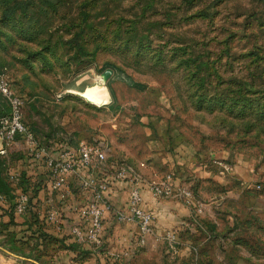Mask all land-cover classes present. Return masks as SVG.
Wrapping results in <instances>:
<instances>
[{
	"label": "rangeland",
	"instance_id": "374dc122",
	"mask_svg": "<svg viewBox=\"0 0 264 264\" xmlns=\"http://www.w3.org/2000/svg\"><path fill=\"white\" fill-rule=\"evenodd\" d=\"M0 75L51 151L102 142L111 172L149 164L153 176L174 170L157 155L188 156L202 233L184 252L165 240L127 264H264V0H0ZM0 160L5 179L10 168L34 183L20 137ZM3 233L0 264H30Z\"/></svg>",
	"mask_w": 264,
	"mask_h": 264
},
{
	"label": "crops",
	"instance_id": "0c3cea01",
	"mask_svg": "<svg viewBox=\"0 0 264 264\" xmlns=\"http://www.w3.org/2000/svg\"><path fill=\"white\" fill-rule=\"evenodd\" d=\"M171 152L159 154L156 157H163L164 161L169 160L170 167H173L174 170H169L165 173L160 170L159 175H148L153 168L148 164V167H144L139 173H137L136 184L141 187L143 206L149 208L153 212V232L146 236V242L143 246L135 247L134 244V237L138 233L136 221H119L115 217V212L117 210L125 208L129 200V190L132 183L127 180L109 179V171L111 172L113 167L106 168V164H102L95 165L90 168L91 175L94 176L97 182H101L102 180L106 182L103 188V194L107 204L103 213L102 236L104 237V242L102 246L98 248V251L82 256L78 253V247L76 245H73L71 248H67L59 240L46 239L43 247L52 245L56 248L52 249L50 253L46 251L43 256L12 257L17 261H26L30 264H127V260L130 258L129 256L136 255L137 252L142 250L144 246L163 245L166 240L165 233L171 230L176 231L178 240L181 244L180 251L184 252V248L188 247L186 244H190L191 241H193L192 236L202 233V229L200 227L201 225L197 223V220L203 215H201L200 212H197L192 205L186 203L177 192L178 188L181 187L191 189V181H189L190 178L186 175L187 169L190 166V160H187L189 159L188 156L182 152H172V154ZM223 165L226 170H229V172L233 170L232 164L224 162ZM31 167L35 174V177L33 176L32 178L34 183L42 178L44 181L46 175L48 176V168L44 165L38 163L37 165H31ZM154 169L156 168L154 167ZM82 173L83 172H81V175ZM167 174H170L168 182L173 186L174 193L169 196L154 195L147 187V184L149 182H158ZM240 174L244 179H246L243 173ZM30 181L31 180L29 179V182ZM69 185L71 191L63 199L59 198L57 193L54 194V191L52 190H48L47 188L40 189L39 200L33 210L34 213L37 211L40 212L34 214L35 218L36 215H38V218H41L43 216L42 211H44L43 207H49L50 205V207H55L54 200L59 202L58 208H55L59 213V217L61 216L59 219L60 225L57 227H51L50 224L42 226L45 231L54 235H64L69 233L70 224L79 221V214L77 211L78 208L82 206L90 196L89 191L80 186L79 176L70 178ZM198 197H200V195H198ZM3 205L8 207V201ZM28 213L29 212L26 211L24 214L26 215V218L30 220L35 219L29 218L27 216ZM9 221L10 218L8 214H3L2 218L0 217V222L4 223V227H7L2 231L4 232L3 236H6V233L9 234V232L13 235L11 232L12 229L18 230L22 226L26 227L29 225L28 221H26L23 225L14 224ZM34 225L35 224L33 223L31 228H34ZM0 234L2 235V233ZM10 234L8 236L12 237ZM35 240V238H29L28 243L21 241L22 243H20V245L22 250H24L23 246H30V249L33 251H38L31 245ZM13 241L14 243H19L18 241L20 240L14 238ZM39 246L40 245L38 244V247ZM12 254L16 255L20 253H18L17 250H12ZM49 254L53 256H45Z\"/></svg>",
	"mask_w": 264,
	"mask_h": 264
},
{
	"label": "built area",
	"instance_id": "2783aa9c",
	"mask_svg": "<svg viewBox=\"0 0 264 264\" xmlns=\"http://www.w3.org/2000/svg\"><path fill=\"white\" fill-rule=\"evenodd\" d=\"M0 95L7 104V109L0 114V155H5L8 148L15 143L17 137L24 142L25 151L29 159L48 168L50 188L59 198H65L70 190L69 179L80 177V186L86 188L90 196L78 208L79 221L73 222L69 227V234L77 242L84 245L97 246L102 241L103 213L107 206L103 194L105 181L97 182L91 175L90 168L95 165H104L107 158V149L102 142H81L77 149L70 148L67 144H58L57 150L51 151L49 147L41 144L33 131L27 126L22 117L23 98L15 92L10 82L0 75ZM6 166V162H5ZM81 172L82 175H81ZM21 172L6 169V180L13 188L15 194L13 209L16 214H21L26 209L28 193L19 185ZM110 179L127 180L131 182L129 200L125 208L115 212L119 221L134 220L138 226V233L134 237L135 247L143 246L146 236L153 232V212L143 206L141 187L136 184L137 174L123 163L114 166ZM167 174L158 182H149L147 187L156 196H169L174 193L173 186L168 182ZM178 195L192 205L197 212L202 210V205L194 199L192 190L181 187ZM5 195L0 192V203L5 202ZM59 213L55 207L47 210V220L55 222ZM168 247L175 252L178 236L175 230L165 233Z\"/></svg>",
	"mask_w": 264,
	"mask_h": 264
},
{
	"label": "trees",
	"instance_id": "16d2710c",
	"mask_svg": "<svg viewBox=\"0 0 264 264\" xmlns=\"http://www.w3.org/2000/svg\"><path fill=\"white\" fill-rule=\"evenodd\" d=\"M75 46L78 49V51H81V47L78 42H75ZM71 85H74V84H71ZM0 113H2V111H0ZM29 164H30L29 166L37 165L38 162H36L35 160L29 159ZM1 166L5 167V162H1L0 160V192H2L5 195L6 201H8V207H5L2 203H0V215L2 216L3 214H8L10 218L9 222L14 223V224L23 225L24 223H26V221L29 222V225L26 227L22 226L18 230L12 229L11 232L13 233V235L10 234V232L8 231L9 234L12 235V237L11 236L9 237L8 236L9 234L6 233V237H8L11 240L10 242V244L12 245L10 246L11 248H13L14 250H17V252L20 253L21 255L29 256V254L25 253L24 250H22V248H20L19 250L18 248H16V246L20 245V243H22L21 241H25L28 243L29 238H35L36 240L31 245L38 251L43 248V245L46 239L59 240L67 248H71L73 247V245H76L78 247L77 248L78 253H80L82 256L98 251V249H94L93 247H90V246L86 247L87 245L77 242V240L74 237H72L69 233L64 234V235H54L52 233H49L48 231H45L42 228V226L48 225L51 221L47 219L38 218V215H36V218H35L34 214H37V213L36 212L34 213L33 210L35 208L37 201L39 200L40 189L47 188L48 190H51L49 174L48 176L46 175L44 181L42 178V179L37 180L36 183L30 185L28 181L30 175H28L25 171H21V178L19 181V185L22 187V189L25 192L28 193V200L26 202L25 211L21 214H16L13 209L15 194L13 192V188L10 186L8 181L4 178V176H2ZM26 211L30 212L31 218H35V219L30 220L26 218L24 216ZM17 215H20V216L17 217ZM33 223L35 224L34 228H31V225ZM3 224L4 223L0 222V233H2L4 228L5 229L7 228V227H4ZM14 238H16L17 240H20L18 241L19 243H14L13 241ZM38 244L40 245L39 247H38ZM18 247H21V245Z\"/></svg>",
	"mask_w": 264,
	"mask_h": 264
},
{
	"label": "water",
	"instance_id": "95a60500",
	"mask_svg": "<svg viewBox=\"0 0 264 264\" xmlns=\"http://www.w3.org/2000/svg\"><path fill=\"white\" fill-rule=\"evenodd\" d=\"M112 74V69L111 68H106L102 73H101V79L105 81L109 76ZM110 100V96L108 94L107 101Z\"/></svg>",
	"mask_w": 264,
	"mask_h": 264
},
{
	"label": "bare ground",
	"instance_id": "6f19581e",
	"mask_svg": "<svg viewBox=\"0 0 264 264\" xmlns=\"http://www.w3.org/2000/svg\"><path fill=\"white\" fill-rule=\"evenodd\" d=\"M94 94L96 97H98L102 101V99L104 97V88H103V90H98L95 88Z\"/></svg>",
	"mask_w": 264,
	"mask_h": 264
}]
</instances>
